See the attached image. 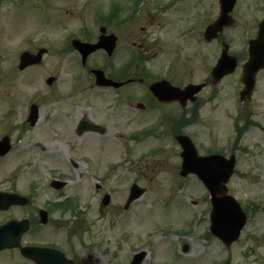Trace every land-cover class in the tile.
Segmentation results:
<instances>
[{
  "label": "rangeland",
  "instance_id": "rangeland-1",
  "mask_svg": "<svg viewBox=\"0 0 264 264\" xmlns=\"http://www.w3.org/2000/svg\"><path fill=\"white\" fill-rule=\"evenodd\" d=\"M172 1L138 0L136 5L135 0L0 1V120L8 111L14 112L0 125L20 124L27 115L25 106L31 102L39 105V120L32 134L43 150L31 153V167L21 165L20 171L45 177L61 173L74 179L68 186L78 198V218H71L77 219L74 224L79 233L94 222L88 242L101 237L109 253L115 255L110 264H127L140 249L148 255L143 264H264V134L248 128L234 142L233 105L238 99L229 95L227 103L218 102L216 111L213 100L197 113L196 122L183 130L199 154L218 151L235 155V172L227 188L246 210L248 220L239 239L228 248L209 233L206 190L195 176L181 178L178 174L180 148L171 130L161 125L153 131L144 130L154 125L161 112L173 111L176 116L183 110L178 104L154 109L147 101L149 83L166 79L178 87L198 84L202 69L213 62L215 43H206L202 34L217 17V1L177 0L171 5ZM249 2L239 0L238 8L244 9ZM116 8L119 11L108 29L117 37L113 56L106 59L94 54L86 67H81L76 52L65 49L69 38L84 40L88 32L95 40L99 33L95 20ZM131 15L133 19L127 20ZM123 20L117 28L115 23ZM235 20V26L221 36H230L231 45L241 44L242 29L254 24L250 16ZM39 48L46 49L41 62L18 71L19 54L35 53ZM136 53L144 58L138 68ZM126 63L132 67L130 77L136 76L131 80L134 83L117 90L94 87L89 66L118 76ZM137 69L141 74H136ZM48 77H54L50 86L45 83ZM61 94L64 102L58 101ZM206 96L207 89L197 97L203 102ZM137 103L144 109H137ZM84 119L103 126L106 133L76 136L74 127ZM17 157L18 153L7 156L0 171L16 165ZM90 179L99 181L103 192L110 193L109 205L101 207L103 196L83 191ZM132 182L145 191L123 210Z\"/></svg>",
  "mask_w": 264,
  "mask_h": 264
},
{
  "label": "flooded vegetation",
  "instance_id": "flooded-vegetation-1",
  "mask_svg": "<svg viewBox=\"0 0 264 264\" xmlns=\"http://www.w3.org/2000/svg\"><path fill=\"white\" fill-rule=\"evenodd\" d=\"M216 1L218 15L220 10L218 0ZM238 1L232 12L235 18L250 16L254 24L248 28L246 40L239 45L226 44V38H221L223 33L210 41L215 43L211 54L213 62L202 69L203 76L199 83L202 85L200 92L207 89L206 100H196L194 104H190L187 113L189 116L196 114L208 103H213V100L216 104L213 110L216 111L220 103H227L229 95H233L238 99L233 105L236 116L234 125L238 124L237 130L242 135L249 127L264 132V58L263 66L254 75L250 95H242L245 87L242 81L244 65L250 59H261L260 54L252 52L259 48L255 41L259 23L264 18V3L250 0L248 6L242 9L238 8ZM100 26L102 25L97 30ZM106 33L110 32L107 30ZM97 38L98 36L94 41ZM218 64L219 68L213 73V67ZM27 107L26 105V112ZM8 114L14 116V112L11 115V111H8ZM7 116L0 122L11 118ZM185 119L183 122L186 124ZM23 120L20 124L0 125V168L7 156L18 153L17 164L7 171H0V244L13 246L0 247V264H110L112 255L104 246V240L98 237L97 241L88 242L91 238L89 227H93L94 222L79 233L74 224L77 221L70 217L77 213L78 208V198L68 186L74 179L61 173H51L45 177L36 172L20 171L21 165L31 167L33 160L30 161L28 157L31 153L43 150V144L35 140L32 134L39 117L34 125L26 122V114ZM167 120V124L173 122V119ZM76 130L77 126L74 127V133L78 136ZM21 146L26 148L21 149ZM71 165L76 167L73 161ZM103 188L102 184H96L93 179L83 185L84 192L91 191L93 195L99 196L105 195ZM15 194L23 200L8 203L10 195ZM88 195L89 193L86 196ZM23 248L25 252L21 251Z\"/></svg>",
  "mask_w": 264,
  "mask_h": 264
},
{
  "label": "water",
  "instance_id": "water-1",
  "mask_svg": "<svg viewBox=\"0 0 264 264\" xmlns=\"http://www.w3.org/2000/svg\"><path fill=\"white\" fill-rule=\"evenodd\" d=\"M222 4V13L219 18L210 25L206 31L204 37L207 40H210L216 36L217 32H220L223 26H229L232 23V20L228 16V13L231 11L234 0H220ZM264 28V21L260 25V29ZM259 37L264 39V34H260ZM115 43V38L113 36L100 37L99 42L96 45L82 44L79 42H74V47L80 52L84 57L90 51L95 50L99 47H103L107 50V53L110 54ZM44 50H39L36 55H30L29 53H23L20 57L19 69L32 64L40 62L41 55L44 53ZM98 85H114L111 81L104 80L102 73H96ZM53 81L52 78L47 80V83L50 84ZM161 85H164L166 88H160ZM200 86H187L183 90L179 88L171 87L167 82L156 83L149 87V90L158 98L159 101H172L178 100L184 103L185 99L194 93L198 92ZM30 123L33 124L36 119V110H32ZM91 130V131H102L97 127L89 126L85 123L82 124L79 132ZM181 148H182V162L181 170L179 174L185 177L187 174H195L208 189L210 194L211 202V213H210V231L213 235L218 237L226 246H229L230 243L235 241L239 234L240 230L245 224L246 216L242 212L240 206L236 201L227 195V190L225 187L226 182L228 181L232 169H233V160L230 158L229 161H225L220 156H211V157H200L197 155L191 141L186 137L177 138ZM142 193V190H136L134 195L130 196L128 202L132 199L138 197ZM106 203V202H104Z\"/></svg>",
  "mask_w": 264,
  "mask_h": 264
}]
</instances>
